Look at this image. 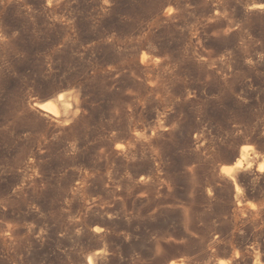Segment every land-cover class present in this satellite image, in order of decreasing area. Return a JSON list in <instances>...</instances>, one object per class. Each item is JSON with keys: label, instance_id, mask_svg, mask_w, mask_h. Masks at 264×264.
Wrapping results in <instances>:
<instances>
[{"label": "rangeland", "instance_id": "374dc122", "mask_svg": "<svg viewBox=\"0 0 264 264\" xmlns=\"http://www.w3.org/2000/svg\"><path fill=\"white\" fill-rule=\"evenodd\" d=\"M262 5L0 0V264H264Z\"/></svg>", "mask_w": 264, "mask_h": 264}, {"label": "bare ground", "instance_id": "6f19581e", "mask_svg": "<svg viewBox=\"0 0 264 264\" xmlns=\"http://www.w3.org/2000/svg\"><path fill=\"white\" fill-rule=\"evenodd\" d=\"M145 55H147V54H145ZM150 55V54H149ZM144 58H146V57H144ZM149 59V58H148ZM145 60V59H144ZM140 65V64H139ZM145 82V81H144ZM65 94H67V93H65ZM64 93H59L58 94V96H57V98L56 99H53V98H50V99H53V100H55V102L56 101H58L59 103H57V104H59L60 105V107L62 106L63 107V109H64V111H65V115L67 116V114L68 115H70L69 113V111L72 109V103L70 102L71 100H68V99H66V95H65ZM54 97H56V95L54 96ZM70 98H71V96H70ZM73 98V97H72ZM49 99V98H48ZM74 101V100H73ZM76 101V100H75ZM34 103V102H33ZM74 103V102H73ZM75 104V103H74ZM36 105L39 107V108H41L42 110H44V111H48V112H51L53 115H55V116H59L60 115V113H59V111L52 105V103H51V101H45L44 100V102H38V103H36ZM61 107V108H62ZM59 108V107H58ZM75 108V107H74ZM62 109V110H63ZM60 111H61V109H60ZM73 111V110H72ZM69 112V113H68ZM64 113V112H63ZM67 113V114H66ZM62 114V113H61ZM64 115V116H65ZM69 120V119H68ZM144 141V140H143ZM148 141V140H147ZM136 147V146H135ZM127 151V150H126ZM130 155H131V153H129ZM133 154V153H132ZM128 155V154H127ZM121 157H123V156H121ZM128 157V156H127ZM129 158H131V157H129ZM136 158V157H135ZM134 159V158H133ZM136 160V159H135ZM129 161V160H128ZM241 163H243L242 162V159H239V161L238 162H236V164L233 166V167H231L230 169H228V170H232V172H233V170H236L238 167H241ZM130 164V163H129ZM228 168V167H227ZM231 174V173H230ZM92 259L90 258V261H91ZM173 264V263H172Z\"/></svg>", "mask_w": 264, "mask_h": 264}, {"label": "snow or ice", "instance_id": "6c2138e0", "mask_svg": "<svg viewBox=\"0 0 264 264\" xmlns=\"http://www.w3.org/2000/svg\"><path fill=\"white\" fill-rule=\"evenodd\" d=\"M262 7H264V5H262Z\"/></svg>", "mask_w": 264, "mask_h": 264}]
</instances>
